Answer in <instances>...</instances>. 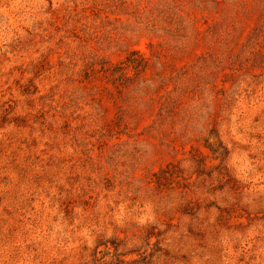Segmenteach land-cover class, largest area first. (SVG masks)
<instances>
[{"label": "rangeland", "instance_id": "obj_1", "mask_svg": "<svg viewBox=\"0 0 264 264\" xmlns=\"http://www.w3.org/2000/svg\"><path fill=\"white\" fill-rule=\"evenodd\" d=\"M0 264H264V0H0Z\"/></svg>", "mask_w": 264, "mask_h": 264}]
</instances>
